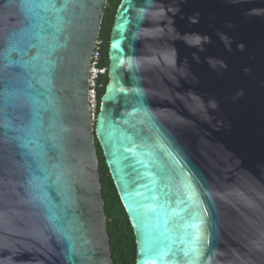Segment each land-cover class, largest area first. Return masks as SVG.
I'll list each match as a JSON object with an SVG mask.
<instances>
[{"label":"water","instance_id":"obj_1","mask_svg":"<svg viewBox=\"0 0 264 264\" xmlns=\"http://www.w3.org/2000/svg\"><path fill=\"white\" fill-rule=\"evenodd\" d=\"M0 0V264H113L97 141L135 264H264V0ZM94 116V117H93Z\"/></svg>","mask_w":264,"mask_h":264},{"label":"trees","instance_id":"obj_2","mask_svg":"<svg viewBox=\"0 0 264 264\" xmlns=\"http://www.w3.org/2000/svg\"><path fill=\"white\" fill-rule=\"evenodd\" d=\"M119 2L120 0H107L99 29L98 40L100 41V44L98 48L100 57L98 65L100 67H106V71L104 74L100 75L98 79L101 86L97 88L96 113L99 108L100 98L108 81V42L114 21V15ZM95 145L99 163L100 182L103 193L106 225L113 264H135V239L132 227L127 218L112 178L109 175L101 149L96 140Z\"/></svg>","mask_w":264,"mask_h":264},{"label":"built area","instance_id":"obj_3","mask_svg":"<svg viewBox=\"0 0 264 264\" xmlns=\"http://www.w3.org/2000/svg\"><path fill=\"white\" fill-rule=\"evenodd\" d=\"M99 44L100 41L97 39L94 50L91 55L90 65H89V78H88V101L89 107L92 115L95 114V110L97 107V88L101 86V83L98 81L100 75L104 74L106 71V67H100L98 65L99 61Z\"/></svg>","mask_w":264,"mask_h":264},{"label":"rangeland","instance_id":"obj_4","mask_svg":"<svg viewBox=\"0 0 264 264\" xmlns=\"http://www.w3.org/2000/svg\"><path fill=\"white\" fill-rule=\"evenodd\" d=\"M95 114H96V112H95ZM94 117V116H93Z\"/></svg>","mask_w":264,"mask_h":264}]
</instances>
